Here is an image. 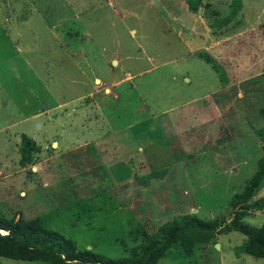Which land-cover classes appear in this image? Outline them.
<instances>
[{
	"label": "rangeland",
	"instance_id": "obj_1",
	"mask_svg": "<svg viewBox=\"0 0 264 264\" xmlns=\"http://www.w3.org/2000/svg\"><path fill=\"white\" fill-rule=\"evenodd\" d=\"M263 73L264 0H0V214L113 259L193 215L217 228L156 264H264L229 228L264 223V173L230 206L264 157Z\"/></svg>",
	"mask_w": 264,
	"mask_h": 264
},
{
	"label": "trees",
	"instance_id": "obj_2",
	"mask_svg": "<svg viewBox=\"0 0 264 264\" xmlns=\"http://www.w3.org/2000/svg\"><path fill=\"white\" fill-rule=\"evenodd\" d=\"M200 0H186L187 9L196 12ZM239 6V5H238ZM264 86V73L261 75ZM264 122V103L257 112ZM39 149L34 142L20 135L18 144L19 165L24 168L33 161L34 153ZM256 171L244 184L242 191L230 201L231 207H240L249 202L258 188L264 173V157L256 163ZM253 209H264V198L254 202ZM82 213L84 210L81 211ZM244 210L236 211L231 219V230L236 231L246 240L235 249V255L244 254L256 259H264V223L258 228L241 225L239 220L245 216ZM217 228L215 221H203L193 215L183 216L179 220L160 225L153 237H145L143 243L129 250V257L113 259L99 253L79 251L71 239L47 227L40 217L25 219L21 216L15 220L0 214V258L38 262L42 264H156L171 245L178 244L185 255H189L194 244L202 237H193L191 229L208 232ZM160 238V239H159Z\"/></svg>",
	"mask_w": 264,
	"mask_h": 264
},
{
	"label": "bare ground",
	"instance_id": "obj_3",
	"mask_svg": "<svg viewBox=\"0 0 264 264\" xmlns=\"http://www.w3.org/2000/svg\"><path fill=\"white\" fill-rule=\"evenodd\" d=\"M2 233H4V232H2Z\"/></svg>",
	"mask_w": 264,
	"mask_h": 264
}]
</instances>
